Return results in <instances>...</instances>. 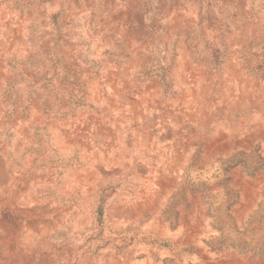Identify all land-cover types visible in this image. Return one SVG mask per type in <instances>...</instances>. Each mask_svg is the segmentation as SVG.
<instances>
[{"label":"rangeland","instance_id":"374dc122","mask_svg":"<svg viewBox=\"0 0 264 264\" xmlns=\"http://www.w3.org/2000/svg\"><path fill=\"white\" fill-rule=\"evenodd\" d=\"M0 264H264V0H0Z\"/></svg>","mask_w":264,"mask_h":264}]
</instances>
